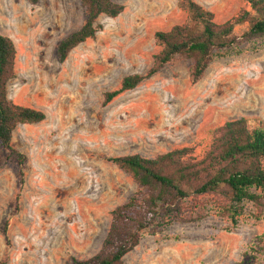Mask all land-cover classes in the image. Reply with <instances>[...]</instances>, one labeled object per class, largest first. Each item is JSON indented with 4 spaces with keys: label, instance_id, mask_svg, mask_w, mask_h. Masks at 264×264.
I'll list each match as a JSON object with an SVG mask.
<instances>
[{
    "label": "rangeland",
    "instance_id": "obj_1",
    "mask_svg": "<svg viewBox=\"0 0 264 264\" xmlns=\"http://www.w3.org/2000/svg\"><path fill=\"white\" fill-rule=\"evenodd\" d=\"M116 18L102 15L94 39L63 63L56 47L85 22L79 0H0V33L15 43V103L40 109V123L19 124L12 144L26 155L20 182L16 159L0 145V264H72L96 254L112 211L137 191L111 158H152L175 148L210 144L213 130L240 118L264 120V39L215 56L202 79L177 58L132 90L104 104L124 77L145 74L160 50L155 33L187 20L180 0H114ZM223 23L243 0H195ZM247 24L239 25L241 34ZM19 194V200L16 199ZM219 198H198L195 212L147 231L126 264H234L264 233V205L248 202L239 223L220 213Z\"/></svg>",
    "mask_w": 264,
    "mask_h": 264
},
{
    "label": "trees",
    "instance_id": "obj_2",
    "mask_svg": "<svg viewBox=\"0 0 264 264\" xmlns=\"http://www.w3.org/2000/svg\"><path fill=\"white\" fill-rule=\"evenodd\" d=\"M37 5L39 0H27ZM85 9V22L61 39L56 47L58 62L67 60L71 51L100 29L98 19L118 17L125 6L114 0H79ZM245 6L231 19L218 23L212 11L195 0H180L187 20L170 30L154 35L160 50L145 74L124 77L120 87L104 94V104L121 93L132 90L157 74L177 58L190 59V80L199 82L215 56L242 42L264 39V0H243ZM247 28L236 34L239 25ZM16 46L0 33V145L16 159L20 182L26 155L13 147V133L19 124L40 123L46 114L40 109L20 105L8 97V84L15 78ZM136 182L137 191L116 207L100 250L88 259H73L72 264H126L125 257L140 243L149 230H161L174 221L186 218L188 210L197 209L198 198H219L220 213L233 224L239 223L244 206L250 202L264 205V120L240 117L216 127L210 144L202 153L197 146H184L148 158L129 154L111 158ZM19 200V194L16 197ZM234 264H264V233L257 236Z\"/></svg>",
    "mask_w": 264,
    "mask_h": 264
}]
</instances>
